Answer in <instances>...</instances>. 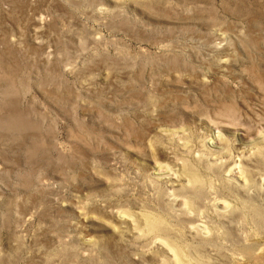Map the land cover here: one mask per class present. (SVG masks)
<instances>
[{
	"label": "rangeland",
	"instance_id": "rangeland-1",
	"mask_svg": "<svg viewBox=\"0 0 264 264\" xmlns=\"http://www.w3.org/2000/svg\"><path fill=\"white\" fill-rule=\"evenodd\" d=\"M263 133L264 0H0V264H264Z\"/></svg>",
	"mask_w": 264,
	"mask_h": 264
},
{
	"label": "bare ground",
	"instance_id": "bare-ground-1",
	"mask_svg": "<svg viewBox=\"0 0 264 264\" xmlns=\"http://www.w3.org/2000/svg\"><path fill=\"white\" fill-rule=\"evenodd\" d=\"M222 135V134H221ZM262 141L264 140V133L263 134H260L259 136H258ZM220 133H216V135L213 137V138H211V140H210V142L209 143H211L212 144V142L213 143H220ZM221 140H223V139H221ZM224 142V141H223ZM264 142V141H263ZM225 144V143H224ZM170 169V168H169ZM164 164H161V163H156L155 164V174H157V175H159V176H165L166 177V175L168 176L171 172H170V170H169ZM172 172H173V170H171ZM174 173V172H173ZM237 173V172H236ZM171 176H173V175H171ZM232 176H236V178L237 179H240L241 180V177H239L238 175H232ZM241 176V175H240ZM190 178V177H189ZM164 179V178H163ZM165 179H167V178H165ZM172 179V178H171ZM247 183V182H246ZM248 184V183H247ZM243 187V186H242ZM244 188V187H243ZM241 189V188H240ZM240 189H239V192H240ZM244 190V189H243ZM244 193L246 194V192L244 191ZM149 222H150V224L152 225H154V223H153V221L152 220H149ZM148 222V223H149ZM202 224V223H201ZM152 225V226H153ZM204 225V224H203ZM197 226V225H196ZM201 226V225H200ZM201 228V227H200ZM199 229V228H198ZM202 230H204V228L202 229ZM204 232H206L205 230H204ZM208 232V231H207ZM208 234V233H207Z\"/></svg>",
	"mask_w": 264,
	"mask_h": 264
}]
</instances>
